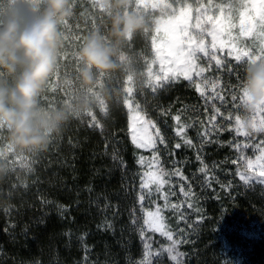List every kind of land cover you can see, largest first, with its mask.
Wrapping results in <instances>:
<instances>
[{
    "label": "trees",
    "instance_id": "obj_1",
    "mask_svg": "<svg viewBox=\"0 0 264 264\" xmlns=\"http://www.w3.org/2000/svg\"><path fill=\"white\" fill-rule=\"evenodd\" d=\"M8 2L0 0V30L12 20L3 11H9ZM94 4L70 0L71 14L59 25L62 43L38 105L47 111H63L67 119L52 134L48 150L20 151L10 143L7 128L0 126V168L5 169L0 175V264H140L144 259L145 241L140 235L144 217L138 202L141 151L131 140L124 105L130 87L137 103L166 135V146L160 144L159 153L176 161L195 185L192 200L200 209L199 219L190 224L182 221L180 227L172 222L177 238L187 241L179 245L185 253L182 264H264V185L243 184L235 175L242 164L232 163L236 159L233 133L223 131L202 143L199 133L213 115L212 105L184 79L170 81L155 92L147 87L142 77L154 56L152 33L141 22L137 30L118 39L113 20L130 16L125 3H119L120 7L112 0L103 9ZM48 7V1L39 2L36 16L41 17ZM15 21L22 28L32 23ZM94 35L113 49L114 67L103 72L91 68L92 80L86 83L82 72L88 66L79 53ZM242 66L233 61L217 72L238 96L246 76ZM229 68L234 72L231 77ZM20 71L18 67L10 75L0 69V87H14ZM132 80L133 86L129 85ZM224 94L226 104L234 107L227 88ZM177 114L199 130L189 136L195 147L175 134L173 117ZM7 151L10 158L4 159ZM197 152L218 177L216 190L201 186ZM17 155L27 158L26 167L4 165L11 159L19 164ZM229 181L230 190L220 187ZM104 222L112 227H98ZM146 236L151 238L153 251L169 244L157 233L146 232ZM152 264L174 262L161 252L152 257Z\"/></svg>",
    "mask_w": 264,
    "mask_h": 264
},
{
    "label": "snow or ice",
    "instance_id": "obj_2",
    "mask_svg": "<svg viewBox=\"0 0 264 264\" xmlns=\"http://www.w3.org/2000/svg\"><path fill=\"white\" fill-rule=\"evenodd\" d=\"M179 7L174 8L173 18L167 22L164 29L165 38L157 43V38L152 37V46L155 55L151 63H148L147 83L153 92L162 88L166 83L183 78L189 81L195 90L204 98L205 103L219 101L221 106L228 103L225 98V89L229 90L232 102L235 104L242 100V95H237L236 90L231 88L230 84L225 85L219 77H208L205 73L212 70L213 65L217 72L225 69L227 65L224 59L218 53H225L227 57L235 61H245L251 64L264 60V0H227L226 3L213 4L208 0L207 4L203 0H194L193 4L182 3L181 0H174ZM195 11V16L192 13ZM238 20V24L235 22ZM236 34H233V30ZM160 31V30H159ZM158 31V32H159ZM210 37V41L208 38ZM251 40L252 47H248L243 42ZM206 58V63H200L201 59ZM158 64V70L153 71L152 65ZM234 74L233 69H228V75ZM239 79V77H238ZM133 90L129 89L124 105L128 108L131 116L130 132L132 142L137 148L145 151H151V158L140 156L137 163L145 169L140 173V192L138 202L143 213V227L140 235L144 243V259L140 264H152V257L159 256L161 252H166L174 264H182V258L185 253L179 251V245L187 241L183 237H176V233L171 230L167 224V217L164 215L167 211H172L178 215L177 222L186 221V216L182 208L186 204L188 209H193L192 197L195 193L189 184L186 190L184 185L179 186V192L183 200L173 202L171 197L176 196V186L172 183L171 177H179L187 181L181 168L174 167L171 170L165 169L161 163L159 149L157 144H164L166 141L161 134L160 128L155 122L141 115L139 104L133 103ZM213 115L207 118L203 131L199 133L202 143H208L214 130L219 129L216 123L217 116H222L221 108L215 103L212 104ZM261 113L259 124L256 123L255 113ZM253 113L250 121H242L239 115L235 116L236 134L248 137L252 131H264V108H260ZM228 119H232L231 116ZM95 121V117H92ZM176 123L175 134L179 136L183 143L189 147H195L193 141L187 137L186 132L191 124L184 123L181 115L173 117ZM204 124V122H201ZM251 129V131L248 130ZM179 143L175 148H180ZM233 149L238 152L233 164H243V168L237 167L235 175L245 184L253 181L264 184V140L259 144L252 145L248 142H237L232 144ZM253 147L259 154L254 158L244 155V149ZM197 160L200 161L198 171L204 174V183L208 188L212 187L213 182L219 183L218 177L213 170L203 162L202 156L197 152ZM27 166V163L22 165ZM216 168L219 165H215ZM167 186V191L165 190ZM224 190H230L231 181L227 184H220ZM156 196L163 200L161 205L152 197ZM148 199L150 205L154 208L145 209L144 202ZM199 212V208H195ZM202 219V217L200 218ZM135 223V219H133ZM98 227L111 228L112 225L106 222ZM182 232L183 229H180ZM146 232L158 233L166 238L170 243L167 246L162 245L160 249L153 251L151 238L146 236Z\"/></svg>",
    "mask_w": 264,
    "mask_h": 264
},
{
    "label": "clouds",
    "instance_id": "obj_3",
    "mask_svg": "<svg viewBox=\"0 0 264 264\" xmlns=\"http://www.w3.org/2000/svg\"><path fill=\"white\" fill-rule=\"evenodd\" d=\"M48 3L47 11L32 23L22 28L11 20L0 30V69L10 75L16 74L18 67L22 69L14 87H0V126L7 128L10 143L20 151H47L52 134L58 133L67 119L63 111H47L38 105L62 43L59 25L71 14L70 0ZM139 27V22L128 16L113 20V34L118 39L126 38ZM79 55L88 66L82 72L86 83L92 80L91 68L103 72L114 67L113 49L105 46L98 35L89 38ZM243 91L248 111L264 102V61L252 63L246 69ZM4 173L5 169L0 168V175Z\"/></svg>",
    "mask_w": 264,
    "mask_h": 264
},
{
    "label": "rangeland",
    "instance_id": "obj_4",
    "mask_svg": "<svg viewBox=\"0 0 264 264\" xmlns=\"http://www.w3.org/2000/svg\"><path fill=\"white\" fill-rule=\"evenodd\" d=\"M9 1L7 3L6 8L9 9V11H7L6 13V9H4V13L9 15L10 17H12V20H17V19H21L23 21H35L38 17L36 16V13L38 12L37 7L39 5V2H41L42 0H7ZM45 1V0H43ZM48 1V0H46ZM92 3H95L94 6L95 7H99L100 9L103 8H109L111 6V2L109 3L108 0H90ZM112 1V0H111ZM117 3V6L120 5L118 3V0H114ZM182 3H188V4H193V7H195L194 4V0H181ZM208 0H203V3L207 4ZM239 2V0H237V3ZM213 4H221V3H226L224 1H218V0H212ZM5 5V4H4ZM121 7V5H120ZM175 7H179L178 4H175L174 0H127V2L125 3V12H127L128 14H130L131 18H134L133 14H137V18L136 19L139 23L142 22V25L144 27H146V31H149L152 33V37L155 36L157 38V43H160L162 39L165 38V32L164 29L168 26L167 22L170 21L173 16H174V8ZM158 14V16L156 15ZM193 17L195 16V11H193L192 13ZM6 16V15H5ZM129 16V17H130ZM238 24V20L235 21ZM61 25V24H60ZM148 27H151V29H148ZM160 30V31H159ZM159 31V32H158ZM233 34H236V30H233ZM152 41V38H151ZM208 41H210V37L208 38ZM245 45H247L248 47H252V42L251 40H245L243 42ZM154 55H155V51L153 49ZM218 55H220L222 57V59H224V62L227 66L231 65V62L235 61L233 58L231 57H227L226 56V52L225 53H218ZM154 56L152 57L151 61L153 60ZM150 61V63H151ZM260 61H264V60H260ZM236 63H241L243 64L242 67H244V69L246 70L250 64H247L245 61H240ZM258 62V61H257ZM200 63L204 64L206 63V58L201 59ZM255 63V62H254ZM252 64V63H251ZM153 71H157L158 70V64H154L152 65ZM147 73H148V67L146 69V73L145 76H143V82H146L147 87L148 83H147ZM206 76L208 77H217V70L215 68V65H213V68L211 71L205 73ZM219 77V76H218ZM246 77V76H245ZM245 77L244 79H242V81H245ZM141 78V79H142ZM146 79V80H145ZM183 78H180L178 80H181ZM178 80H174V81H178ZM133 80L130 81L129 85H134L133 84ZM144 86V85H143ZM133 90V103L134 104H139L141 111V115L146 116L148 119H151L147 114L145 109L142 107V105L140 103H137L136 99H135V95H134V88L130 87ZM150 88V87H149ZM127 96V95H126ZM126 96L124 97V100L126 99ZM242 96L243 99L242 100H238L235 104L234 107L230 108L227 104H224L223 106H221V103L219 101H213V102H209V104H213L215 103V105L217 107L221 108V112L223 113L222 116H217L216 119V123L219 125V129L218 130H214L212 132V136L223 132V131H229L232 132V137H231V142L233 144L237 143V142H248L252 145L255 144H259L260 141L264 140V131H252L251 135L248 137H245L243 135H237L235 128L237 127L235 124V116L239 115L242 119V121H250V118L253 117V113L257 112L260 108H264V102H262L260 105H258L255 109H253L252 111H248L247 110V97L244 93V91H242ZM225 98L227 99V97L225 96ZM229 102V101H228ZM224 110H227L226 112H224ZM128 111V116H129V132H130V124H131V114L127 108ZM207 111V109H206ZM205 111V112H206ZM262 114L257 112L255 113V120L256 123L259 124L260 122V116ZM231 116L232 119H228V117ZM152 120V119H151ZM182 122L184 123H188L193 125L192 123H190V120H184L181 119ZM153 121V120H152ZM156 126H158V124L155 122ZM176 127V123L173 126V128L175 129ZM192 127V126H191ZM189 127L187 129L186 135L189 138L190 133H197L199 130H197L195 128H191ZM160 128V127H159ZM229 130H228V129ZM249 131H251L250 128H248ZM161 134L164 136V138H166V135L163 134L162 129L160 128ZM130 137H131V132H130ZM201 138V136H200ZM132 140V137H131ZM159 143L157 144V148H159ZM15 148V147H14ZM140 149V148H138ZM141 153L140 156H144L146 158H151L152 152L151 151H145L143 149H140ZM236 154L235 156H238V152L235 150ZM3 154V152L0 151V155ZM259 152L257 149H254L253 147H249L247 149H244V155L247 157H252L254 158L255 155H258ZM5 157L4 159H7L8 157L10 158V153L7 151V153L4 154ZM160 158H161V163L163 164L165 169L171 170L174 167H178L177 162L174 161L172 158H163L161 156V154L159 153ZM19 158L18 159V163H16L13 159L9 160V162H6L4 165L6 167H14V168H22L24 166L25 163H27V158L23 155H17ZM139 156V157H140ZM7 157V158H6ZM2 160V159H1ZM242 164V163H240ZM140 166V165H139ZM179 168V167H178ZM241 168H243V164L241 166ZM145 169H143L140 166V171L142 173V171H144ZM185 176V175H184ZM200 177L202 178L201 180H203L204 182V174L200 173ZM172 183L176 186L175 190H176V196L171 197V200L173 202H179L180 200H183V197L181 196L180 192H179V186L181 184L184 185L185 189L187 190L189 187V184L191 185V180H182L179 177H171ZM201 183V186H203L204 188H206L207 186L204 185V183ZM242 182V181H241ZM216 182H213L212 184V190H216ZM243 184H245L244 182H242ZM254 185L256 186L257 184H260L256 181H253L252 183H250V185ZM264 185V184H263ZM195 188V185L192 187L191 185V189ZM165 190L167 191V186L165 188ZM153 200H156L158 203H160L161 205L163 204V200H159L156 196L152 197ZM193 204H194V208L193 209H188L186 204L184 205V207L182 208V212L185 214L187 220L185 223L190 224L193 222V220H198L199 216H200V212L195 211V208H198V204H196V202L194 201V198L192 200ZM144 208L145 209H149V208H154V205H150L148 199H145L144 202ZM140 210V209H139ZM141 214L142 211H141ZM164 215L167 217V224L169 225V227L171 228V230H173L176 233V237L178 236V231H175L172 222H174L178 225L177 227H180V225H183L182 221H180L179 223L177 222V218L178 215L174 214L172 211H167L164 213ZM184 223V224H185ZM178 230V229H177ZM158 234V233H157ZM159 236H161L159 234ZM162 237V236H161ZM164 238V237H162ZM166 239V238H164ZM167 240V239H166ZM169 242V241H168ZM170 243V242H169Z\"/></svg>",
    "mask_w": 264,
    "mask_h": 264
}]
</instances>
